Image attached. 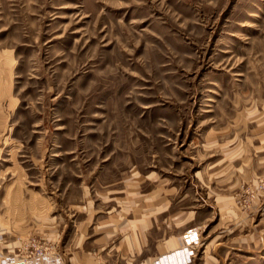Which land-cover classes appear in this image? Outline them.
Wrapping results in <instances>:
<instances>
[{
  "label": "rangeland",
  "instance_id": "1",
  "mask_svg": "<svg viewBox=\"0 0 264 264\" xmlns=\"http://www.w3.org/2000/svg\"><path fill=\"white\" fill-rule=\"evenodd\" d=\"M20 262L264 264V0H0Z\"/></svg>",
  "mask_w": 264,
  "mask_h": 264
},
{
  "label": "crops",
  "instance_id": "2",
  "mask_svg": "<svg viewBox=\"0 0 264 264\" xmlns=\"http://www.w3.org/2000/svg\"><path fill=\"white\" fill-rule=\"evenodd\" d=\"M180 255V254H179ZM178 256V254H175L174 256H172V258H175V257H177ZM26 261V260H25Z\"/></svg>",
  "mask_w": 264,
  "mask_h": 264
},
{
  "label": "bare ground",
  "instance_id": "3",
  "mask_svg": "<svg viewBox=\"0 0 264 264\" xmlns=\"http://www.w3.org/2000/svg\"><path fill=\"white\" fill-rule=\"evenodd\" d=\"M17 264H25L24 262H20V263H17Z\"/></svg>",
  "mask_w": 264,
  "mask_h": 264
}]
</instances>
